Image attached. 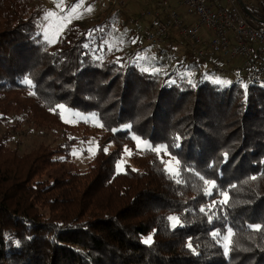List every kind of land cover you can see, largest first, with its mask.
Here are the masks:
<instances>
[{
	"label": "trees",
	"instance_id": "16d2710c",
	"mask_svg": "<svg viewBox=\"0 0 264 264\" xmlns=\"http://www.w3.org/2000/svg\"><path fill=\"white\" fill-rule=\"evenodd\" d=\"M30 2L0 0V123L14 119L0 134V264H264V77L212 85L199 67H232L207 48L178 62L168 35L140 50L157 24L144 14L128 30L72 22L50 42ZM240 2L264 22V0ZM60 107L96 116L99 135L84 172L52 176L75 139L25 154L11 140L24 124L70 129Z\"/></svg>",
	"mask_w": 264,
	"mask_h": 264
},
{
	"label": "rangeland",
	"instance_id": "374dc122",
	"mask_svg": "<svg viewBox=\"0 0 264 264\" xmlns=\"http://www.w3.org/2000/svg\"><path fill=\"white\" fill-rule=\"evenodd\" d=\"M164 6L171 9L177 7L174 0H31L29 3V9L36 12L40 32L43 34L44 39L50 42L54 41L57 35L62 34L65 27L72 22H85L88 26H94L100 24L103 20L108 22L114 17L117 19L116 24L120 25L123 23L126 30H128L132 28L131 22L133 19L144 14L145 27L148 26L147 23L149 21L152 23L154 20L157 21L154 28L150 29V36L143 35L144 39L139 48L145 52H150L149 54H151V47L163 44L161 39L159 42H153L151 36L156 34L158 25L163 23L168 17V13ZM49 13L53 15L49 16ZM190 20H192V18H190ZM250 21L253 24H258L252 20ZM113 30L114 35H116V33H118V26L115 25ZM121 40L120 44H123L122 46H124V48L127 47V52H130H128L129 55L133 54L134 49L126 44L123 36ZM169 41L172 42V47H178V62H182V59L186 58V56L188 57L190 53L193 54L194 52V54L197 55L195 53L196 50L204 51L203 47L194 46L190 40L183 38L176 28H172L169 31L166 40L167 44ZM168 53L170 54V52ZM221 59L224 63L227 62V65L232 68L215 70L212 65H202L198 69V76H200L203 81H207L218 87L236 84L245 89L250 85V80L245 77V74L242 75L238 71V69H242L239 61ZM188 64L190 63H185V65ZM172 65L175 66V62L172 63ZM59 109L62 123L67 125L68 128L70 127V129L65 130V128L61 127L36 128L34 125L24 124L21 129L16 131L17 135L12 138L11 147L13 149L17 148L18 154H25L39 145L56 147L59 143L75 139L76 142L70 147L67 157H61L63 161L61 168L53 170V173L50 174L55 176V173H68L74 170L84 172L96 153V136L99 134H96L95 131L99 128V121L94 115H83L64 107H60ZM85 124L91 127L85 129ZM12 125H14V119L0 123V134L7 131ZM137 148L142 150L148 148V145L137 141ZM111 149L112 146H109L108 150ZM158 151L160 152L162 149L160 148ZM129 156L130 152L125 150L117 166L119 172L122 171L125 164L129 163ZM164 158L167 172L170 175H176L177 162L166 154H164ZM169 222L171 228L177 226V223L176 226H173V222L170 220ZM35 233L44 238H50L52 234L49 228H39L35 230ZM226 237L227 239H225ZM229 237L230 234L227 233L221 238L224 249H226V246L229 244Z\"/></svg>",
	"mask_w": 264,
	"mask_h": 264
},
{
	"label": "built area",
	"instance_id": "2783aa9c",
	"mask_svg": "<svg viewBox=\"0 0 264 264\" xmlns=\"http://www.w3.org/2000/svg\"><path fill=\"white\" fill-rule=\"evenodd\" d=\"M174 9L164 6L167 19L158 25L153 42L169 34L172 28L179 30L183 38L198 46L203 42L207 49L228 61L240 62L245 77L250 81L264 77V32L244 16L237 0H174ZM179 11V12H178ZM192 18L194 21H188ZM184 21V22H183ZM210 36H209V35ZM199 57L202 51L195 52Z\"/></svg>",
	"mask_w": 264,
	"mask_h": 264
},
{
	"label": "snow or ice",
	"instance_id": "6c2138e0",
	"mask_svg": "<svg viewBox=\"0 0 264 264\" xmlns=\"http://www.w3.org/2000/svg\"><path fill=\"white\" fill-rule=\"evenodd\" d=\"M51 15H53V14H52V13H49V16H51ZM205 184H206V185H210L212 188L215 187L214 182H211V181H205ZM211 194H212V193H211V190L208 189V188H206V195H211ZM222 195L224 196V200H225V202H226V201H227V194H226V193H222ZM200 211L203 212V211H205V209H204V208H201ZM168 219H169L170 221L173 222V226H176V223L179 222V221H178V218H176V217H169ZM260 227H261V226H259V225L254 226V229H255V230H259ZM229 234H231V230H230V229H229ZM149 239H150V238H149ZM225 239H227V237H226ZM145 242H149V241H145ZM226 251H227V246H226Z\"/></svg>",
	"mask_w": 264,
	"mask_h": 264
},
{
	"label": "water",
	"instance_id": "95a60500",
	"mask_svg": "<svg viewBox=\"0 0 264 264\" xmlns=\"http://www.w3.org/2000/svg\"><path fill=\"white\" fill-rule=\"evenodd\" d=\"M237 1H238V4H239L240 8L243 10V12L245 13V15H246L250 20H252V21L255 22V23H258V24L264 25V22L258 21L257 19L253 18V17L247 12V10L244 8V6H243V4L240 2V0H237Z\"/></svg>",
	"mask_w": 264,
	"mask_h": 264
},
{
	"label": "crops",
	"instance_id": "0c3cea01",
	"mask_svg": "<svg viewBox=\"0 0 264 264\" xmlns=\"http://www.w3.org/2000/svg\"><path fill=\"white\" fill-rule=\"evenodd\" d=\"M188 21H191V22H192V21H194V20H193V19H192V20L187 19V22H188ZM204 37H205V38L202 39L203 42H204L205 40H208V36H207L206 33H205ZM203 42H202L199 46H201V47L204 48V47H206V45H204Z\"/></svg>",
	"mask_w": 264,
	"mask_h": 264
}]
</instances>
